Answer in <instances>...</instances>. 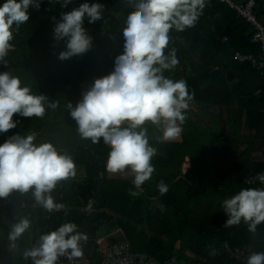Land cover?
<instances>
[{"label": "trees", "instance_id": "16d2710c", "mask_svg": "<svg viewBox=\"0 0 264 264\" xmlns=\"http://www.w3.org/2000/svg\"><path fill=\"white\" fill-rule=\"evenodd\" d=\"M3 2L4 0H0V4ZM61 2L62 0H39L38 9L30 7L28 22L14 31V48L6 57L8 66L5 67L0 62V72L12 71L33 93L46 96L50 102L59 101L56 110L48 109L40 119L14 114L16 127L0 133V144L13 135L25 136L29 131H34L37 134V144L45 141L53 143L58 150L73 158L77 169L75 178L58 183L52 192L53 198L66 206L60 212L49 214L36 205L31 191L23 194L18 191L11 193L14 194L12 197H29L34 202L35 206L28 211L32 215V226L36 225V229L40 231L38 235L33 236L31 245L35 244L41 233L54 230L66 221L77 224L82 233L90 226L88 232L91 236L88 237L85 233L88 239L83 244V252L90 264H100L102 256L95 254L92 247L94 233L101 218L105 216L108 222L113 221L121 230L126 227L122 232L135 254H149L159 260L176 254L185 264L194 258L202 260L195 261L194 264H246L247 258L244 261L230 258L224 249L225 244L230 249L250 247L248 255L252 252H264V233H249L243 223L239 226L224 227L228 216L221 207L222 201L231 198L242 188L254 187L243 175L242 160L247 155L227 158L223 154L224 148L227 147V136L216 134L211 126L203 123L200 118L194 121L186 116L180 142L149 140L157 149V155L152 159L155 171L152 178L142 186L143 191L139 194H132L138 190L134 188L131 176L122 177L120 174L113 175L106 171L105 162L109 148L102 138L100 143L95 145L90 140L81 139L77 133V124L65 104L71 103L75 107L95 79L102 78L114 70L115 58L124 50V21L132 9L125 5V0H71V3L63 8ZM85 2L103 5L101 20L90 24L85 18L83 24L92 38V46L87 52L62 61L58 59V54L66 49V41L54 39V25L61 19V13L70 12ZM173 48L176 50L178 64L171 71L166 70L164 75L171 79L184 77L188 91L193 95L191 102L201 108L222 106L228 112L230 120L234 116L235 99L239 101L236 112L242 111L240 101L243 99L240 100L241 96L238 95H242L245 90L238 88L228 91L225 89L226 84L208 70L196 74L195 71L198 70L193 50L180 48L176 44L175 32L171 31L166 52ZM186 65L192 74L184 73ZM248 70L263 77L257 68L248 66ZM241 79L243 80V77ZM243 104L248 105L247 102ZM185 147L197 149L199 152L180 155L171 153ZM213 148L218 152L205 151ZM185 156L188 157L189 167L183 174V179L177 175L181 172L180 167ZM178 160V168H175ZM210 164L215 166L213 180L205 178L207 173L201 172L200 169L201 165ZM173 179L175 182L171 184ZM161 182L166 184L168 189L163 195L158 189ZM204 184L207 186L202 190ZM202 195H206V200L200 198ZM9 198L8 196L7 200ZM5 200L0 199V203ZM90 200L94 203L89 212L85 208ZM130 208L133 211H130ZM182 216L185 217V221H182L190 227L180 228ZM257 228L264 230V223ZM149 233L164 236L166 240L161 242ZM175 241H179L178 250L174 248ZM28 243L29 236L25 233L17 241L18 248L10 254L7 252V247L10 248L8 232L0 231V264H10L14 261L16 264H22V252L29 247ZM186 249L189 257L186 256Z\"/></svg>", "mask_w": 264, "mask_h": 264}, {"label": "clouds", "instance_id": "9594fccd", "mask_svg": "<svg viewBox=\"0 0 264 264\" xmlns=\"http://www.w3.org/2000/svg\"><path fill=\"white\" fill-rule=\"evenodd\" d=\"M71 0H62L66 7ZM207 0H125L128 12L123 27L124 50L115 58L114 70L95 79L82 94L75 107L65 104L77 124V133L92 144L103 143L109 148L105 169L108 173L128 175L138 191L152 178L155 166L152 159L157 149L149 142L147 125L162 132L163 139L175 140L182 132L186 111L193 95L187 82L173 80L164 75L174 69L178 60L173 48L166 52L170 32H183L194 27L206 7ZM39 0H4L0 4V62L8 66V54L14 48V31L29 20V8H39ZM103 5L82 3L70 12L61 13L53 28L56 41L65 40L66 49L58 59L67 60L87 52L92 38L83 27L102 19ZM59 101H49L35 94L12 71L0 72V133L16 127L14 114L21 117L43 118L48 109L56 110ZM37 134L29 131L25 136L13 135L0 144V199L12 192L31 191L36 205L49 214L65 209L52 192L58 183L75 178L76 164L66 152L48 141L36 143ZM257 179L264 185V174ZM159 192H167L161 182ZM89 201L87 210L92 209ZM221 207L228 219L224 227L247 226L255 234L264 223V187L242 188L231 198L222 201ZM32 227L27 216L10 226L9 247L18 248L17 241ZM87 235L77 224L66 221L45 233L35 244L22 252L30 264H57L60 257L74 262L83 257V244ZM246 264H264V252H252Z\"/></svg>", "mask_w": 264, "mask_h": 264}, {"label": "crops", "instance_id": "0c3cea01", "mask_svg": "<svg viewBox=\"0 0 264 264\" xmlns=\"http://www.w3.org/2000/svg\"><path fill=\"white\" fill-rule=\"evenodd\" d=\"M233 1L236 3H244L246 0ZM254 3V11L259 20L264 24V0H254ZM172 31L175 32L176 44L180 46V48L186 49V51L193 50V56L197 62L196 68L198 71H195L196 74H202L204 71L208 70L209 73L216 75L226 84L227 87H225V89H228V91L238 88L245 90L242 95H238V97L241 96L240 100L243 99L242 102L240 101L242 108L241 112H236L239 101L237 102V99L234 100L235 111L232 120H230L231 118L228 116V112L225 111L222 106L220 108L215 106L213 108H201L193 102H190L189 108L186 111V116L194 121L200 118L203 123L211 126L213 132L216 134H225L228 139H226L227 147L224 148L223 154L227 158H234L240 154H246L247 157L242 160V170L245 179L246 177L249 178L247 181L252 183L255 188L264 187L257 179L258 174H264V77L257 76V73L254 71L250 72L247 64L237 62L234 59L236 53L251 54L255 57L258 56L257 46L250 41V27L226 6L207 3L194 27L188 28L183 32ZM180 65L182 64L180 63ZM180 67L183 68L184 66L182 65ZM189 71L190 69L188 66L186 69L184 68L185 74H188ZM189 74H192V72ZM181 77L182 76L176 77L173 80H179ZM241 77H243V80ZM244 102L248 103V107L243 104ZM155 135L156 133L152 134V137L149 135V140H151V138H153V141L165 140L163 139L162 132H160L158 136ZM171 141L180 142L181 134L177 139ZM205 151L207 153H214V151L218 152V150L214 148ZM198 152L197 149L193 150V148L185 147L178 148L171 153L180 155ZM179 160L175 163V168H178ZM188 167V157L185 156L180 167L181 172L177 177L184 179L183 174ZM214 167L215 166L211 164L201 165V172L207 173L205 178H212L211 180H213ZM121 176L126 177L127 175ZM173 182H175L174 179L170 181L171 184ZM206 186L207 185L204 184L202 190ZM13 195L14 194H10L8 200L0 203L1 232L7 231L9 233L10 226L17 222L22 216H27L29 219L32 217L28 211L35 206L32 199L29 197H25L24 199H22L23 197H12ZM205 196L206 195H202L200 198L206 200ZM85 210H87V208H85ZM109 214L111 215L110 212ZM182 220L185 221L184 216L181 217V221L179 220L182 223L180 226L181 229L184 226L190 227V225H187V223ZM36 228L37 226L33 225L28 232H26L29 236L28 248L32 247L31 243L33 236L38 235L40 231V229ZM89 228L90 226L85 230L88 237L91 236L88 232ZM261 232L264 233V230L257 228L256 233ZM149 234L161 242L166 240L164 236H158L153 233ZM94 236L92 250L95 254L102 256V262L105 246L125 238L122 230L118 228L113 221L108 222L105 216L101 218L100 225L94 233ZM97 241H102V243H104L102 250L98 249L96 245ZM174 248L178 250L179 241H175ZM186 251V256L189 257L188 249H186ZM7 252L13 254L15 251L7 247ZM173 255L176 256V254ZM87 260L90 264L89 259ZM195 261L202 260H196L194 258L186 264H194ZM102 262L100 264H102ZM180 262L181 264H185L184 261L180 260ZM10 264H16V261L10 262ZM22 264H30V261L23 259Z\"/></svg>", "mask_w": 264, "mask_h": 264}, {"label": "built area", "instance_id": "2783aa9c", "mask_svg": "<svg viewBox=\"0 0 264 264\" xmlns=\"http://www.w3.org/2000/svg\"><path fill=\"white\" fill-rule=\"evenodd\" d=\"M207 3L226 6L250 27V41L257 46L259 54L255 57L251 54L236 53L234 59L237 62L260 69L264 77V24L254 11V0H246L244 3H236L233 0H207ZM4 199L7 200V198ZM96 245L99 250L104 247L102 241H97ZM224 249L230 258L238 261H244L250 250L246 247L230 249L227 244L224 245ZM57 264H89V262L83 255L82 258L74 262L68 261L66 257H60ZM102 264H181V262L175 255L159 260L149 254H135L130 243L123 238V240H117L105 246Z\"/></svg>", "mask_w": 264, "mask_h": 264}, {"label": "rangeland", "instance_id": "374dc122", "mask_svg": "<svg viewBox=\"0 0 264 264\" xmlns=\"http://www.w3.org/2000/svg\"><path fill=\"white\" fill-rule=\"evenodd\" d=\"M147 128H148V135H151L152 137V134L156 133L155 136H158L160 132H158V130L152 126V125H147ZM151 140L153 141V138H151ZM162 141V140H161ZM163 141H168V140H163ZM245 178V177H244ZM245 180H249V178L246 177Z\"/></svg>", "mask_w": 264, "mask_h": 264}, {"label": "bare ground", "instance_id": "6f19581e", "mask_svg": "<svg viewBox=\"0 0 264 264\" xmlns=\"http://www.w3.org/2000/svg\"><path fill=\"white\" fill-rule=\"evenodd\" d=\"M240 170V169H239ZM231 171H233L232 169H231ZM235 171H237V170H235ZM235 173V172H234ZM237 173V172H236ZM239 174L237 173V176H238ZM236 176V175H235ZM126 182V181H125ZM120 183V182H119ZM124 193V192H123ZM124 196V195H123ZM104 197H105V195H104ZM125 199H126V197H125ZM133 205V204H132ZM135 206H136V204H135ZM150 206V205H149ZM128 207H129V204H128ZM133 207H134V205H133ZM136 207H138V205L136 206ZM121 208V207H120ZM131 208H132V206H131ZM130 208V211H133L132 209ZM138 209V208H137ZM136 209V210H137ZM141 210V209H140ZM116 211V210H115ZM128 212V211H127ZM140 213H141V211H140ZM127 214H129V213H127ZM141 215H142V213H141ZM109 216H111L110 214H109ZM129 216V215H128ZM132 216H135V215H132ZM125 217V216H124ZM136 217V216H135ZM126 218V217H125ZM132 218V217H131ZM138 219V218H137ZM114 220V219H113ZM133 220V219H132ZM144 221V220H143ZM146 222V221H145ZM151 222V221H150ZM114 223V222H113ZM134 222L132 221V224H133ZM117 224H118V221H117ZM121 224V223H120ZM126 224V223H125ZM131 224V225H132ZM143 224V223H142ZM122 226V225H121ZM131 227V226H130ZM137 227H138V225H137ZM136 227V228H137ZM144 227V226H143ZM146 227V226H145ZM124 228H126V227H124ZM124 228H122V230L124 229ZM128 228V227H127ZM140 228V227H139ZM129 229V228H128ZM126 231V230H125ZM129 231V230H128ZM128 231H126V232H128ZM136 232V231H135ZM134 232V233H135ZM242 246V245H241Z\"/></svg>", "mask_w": 264, "mask_h": 264}, {"label": "water", "instance_id": "95a60500", "mask_svg": "<svg viewBox=\"0 0 264 264\" xmlns=\"http://www.w3.org/2000/svg\"><path fill=\"white\" fill-rule=\"evenodd\" d=\"M179 80H184V78H183V77H181V78H179Z\"/></svg>", "mask_w": 264, "mask_h": 264}]
</instances>
